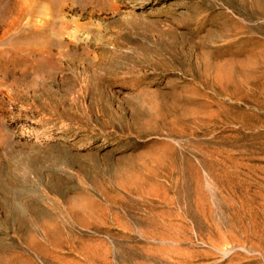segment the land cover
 <instances>
[{"label":"rangeland","instance_id":"374dc122","mask_svg":"<svg viewBox=\"0 0 264 264\" xmlns=\"http://www.w3.org/2000/svg\"><path fill=\"white\" fill-rule=\"evenodd\" d=\"M20 1L0 264H264V0Z\"/></svg>","mask_w":264,"mask_h":264},{"label":"bare ground","instance_id":"6f19581e","mask_svg":"<svg viewBox=\"0 0 264 264\" xmlns=\"http://www.w3.org/2000/svg\"><path fill=\"white\" fill-rule=\"evenodd\" d=\"M32 1L34 2L35 0ZM68 1L70 2L71 0ZM23 2L24 0L22 1V4ZM20 5H21L20 0H0V29H6L1 34L0 40L4 38L3 36H5L8 29H15L16 25L20 22L21 19L25 18L29 14L30 10H31L30 13L33 12L32 11L33 7H31L30 9V6L28 7L26 6V8L23 7L18 9L17 6L19 7ZM13 12L16 13L15 17L13 15L14 14ZM11 14L13 15V18L11 17V19H9Z\"/></svg>","mask_w":264,"mask_h":264}]
</instances>
